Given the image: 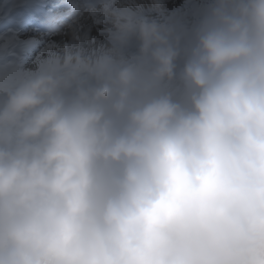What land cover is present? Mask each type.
<instances>
[{"label":"clouds","instance_id":"clouds-1","mask_svg":"<svg viewBox=\"0 0 264 264\" xmlns=\"http://www.w3.org/2000/svg\"><path fill=\"white\" fill-rule=\"evenodd\" d=\"M57 2L0 57V264H264V0Z\"/></svg>","mask_w":264,"mask_h":264},{"label":"bare ground","instance_id":"bare-ground-1","mask_svg":"<svg viewBox=\"0 0 264 264\" xmlns=\"http://www.w3.org/2000/svg\"><path fill=\"white\" fill-rule=\"evenodd\" d=\"M24 3L37 5L39 7L59 8L57 0H0V57L16 59L24 64L25 68L33 67V61L37 55H45L43 49L49 44H63L72 40V34L63 29L53 35H46L36 30L28 21L23 23L19 14V8ZM180 1L169 3V9L179 7ZM56 9V10H57ZM54 10V11H56ZM18 22H22L19 26ZM26 31L25 33H20ZM103 27L94 26L92 20L85 16L80 21V30L77 33L82 42L87 44L92 38L96 43L104 40ZM9 54H11L9 56Z\"/></svg>","mask_w":264,"mask_h":264},{"label":"rangeland","instance_id":"rangeland-1","mask_svg":"<svg viewBox=\"0 0 264 264\" xmlns=\"http://www.w3.org/2000/svg\"><path fill=\"white\" fill-rule=\"evenodd\" d=\"M176 1H180V0H176Z\"/></svg>","mask_w":264,"mask_h":264}]
</instances>
